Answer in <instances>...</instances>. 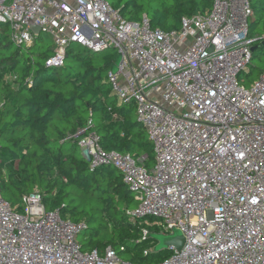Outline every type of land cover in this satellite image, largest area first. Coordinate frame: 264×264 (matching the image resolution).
I'll list each match as a JSON object with an SVG mask.
<instances>
[{
  "label": "built area",
  "instance_id": "1",
  "mask_svg": "<svg viewBox=\"0 0 264 264\" xmlns=\"http://www.w3.org/2000/svg\"><path fill=\"white\" fill-rule=\"evenodd\" d=\"M252 15L250 0H212L208 13L163 32L146 16L125 20L107 0H0V24H9L14 43H31L33 27L53 40L47 65H62L70 44L115 50L107 81L119 101L133 104L154 165L104 151L92 125L71 139L92 168L121 173L142 239L152 227L182 234V249L159 264H264V71L249 87L240 78L264 39L249 36ZM22 206L13 210L0 184V264H132L110 247L82 251L84 225L47 211L38 191Z\"/></svg>",
  "mask_w": 264,
  "mask_h": 264
},
{
  "label": "trees",
  "instance_id": "2",
  "mask_svg": "<svg viewBox=\"0 0 264 264\" xmlns=\"http://www.w3.org/2000/svg\"><path fill=\"white\" fill-rule=\"evenodd\" d=\"M127 21L146 16L152 28L179 30L185 16L206 14L212 0H107ZM250 37L264 36V0H250ZM9 24H0V184L3 199L22 212V197L41 194L47 211L84 228L77 241L82 251L112 248L125 262L159 264L171 251L154 252L142 239L130 213L137 201L121 173L109 164L92 168L71 137L92 125L104 151L114 150L154 165L146 130L132 103L121 102L107 81L117 59L113 49L94 52L66 48L62 65L50 66L53 40L40 33L31 43L11 40ZM245 77L264 71V39L256 41ZM259 76V75H258ZM258 78V77H257ZM256 78V79H257ZM139 222V221H138ZM158 234L160 228H150ZM123 248V251L121 249Z\"/></svg>",
  "mask_w": 264,
  "mask_h": 264
},
{
  "label": "water",
  "instance_id": "3",
  "mask_svg": "<svg viewBox=\"0 0 264 264\" xmlns=\"http://www.w3.org/2000/svg\"><path fill=\"white\" fill-rule=\"evenodd\" d=\"M32 30L35 34H40V30L38 28L33 27ZM251 50L253 52L255 50V47H252ZM118 59L119 58L117 57L115 61L116 63L118 62ZM111 70L115 72V67H112ZM150 237L156 243L153 250L156 253L161 251H170L171 248L180 251L185 243L184 237L177 230H173L169 235L151 234Z\"/></svg>",
  "mask_w": 264,
  "mask_h": 264
},
{
  "label": "rangeland",
  "instance_id": "4",
  "mask_svg": "<svg viewBox=\"0 0 264 264\" xmlns=\"http://www.w3.org/2000/svg\"><path fill=\"white\" fill-rule=\"evenodd\" d=\"M10 29V26L8 27ZM71 50L73 53L77 54V53H81L84 51V48L80 45H73L71 47ZM260 73H257V72H252L249 76L245 77V74L244 73H241L240 75V78L243 80L244 82V85L246 87H249L250 84L258 77ZM83 148H81V151L83 152ZM21 204H22V201H21ZM155 223V220H151V219H144L142 222H141V225L143 224H147V225H152ZM163 235V234H161ZM150 249H153V248H150Z\"/></svg>",
  "mask_w": 264,
  "mask_h": 264
}]
</instances>
